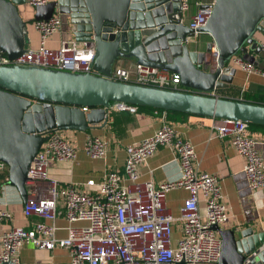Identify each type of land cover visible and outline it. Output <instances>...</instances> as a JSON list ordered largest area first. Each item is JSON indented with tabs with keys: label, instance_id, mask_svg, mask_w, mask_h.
I'll use <instances>...</instances> for the list:
<instances>
[{
	"label": "built area",
	"instance_id": "2783aa9c",
	"mask_svg": "<svg viewBox=\"0 0 264 264\" xmlns=\"http://www.w3.org/2000/svg\"><path fill=\"white\" fill-rule=\"evenodd\" d=\"M31 7L46 4V0H29ZM212 5V4H211ZM211 5L201 6L189 19L193 31L184 44L189 45L199 35L211 15ZM188 0H180V11L187 12ZM182 23V19L180 21ZM38 46H26L14 60L0 53V66L21 65L33 68L91 73L93 44L63 40L57 48H49L48 40L58 32L60 19L53 16L35 21ZM218 52L211 46L205 60L216 65ZM232 63L244 72L257 70L241 57ZM258 71V70H257ZM111 80L179 91V75L165 69L134 64L115 67ZM215 95V92L210 93ZM118 110L134 113L136 108L113 104ZM83 112L88 109L82 108ZM67 131L54 130L46 134L31 161L25 183L26 197L21 213L25 219L36 218L31 228L8 226L0 233V264H19V252L24 245L39 250L61 248L68 252V264H216L221 254V239L213 227L221 229L228 219L227 206L216 176L202 172L196 164L193 146L179 136L171 124L162 125L149 137L125 147L122 172L108 171L99 181L87 180L81 188L72 182L60 184L49 175V168L58 163H74L77 148ZM213 133L227 139L243 158V174L253 196V206H264V159L256 140L250 136L249 125L228 119L216 120ZM168 148L178 161V177L155 184L139 180V167L154 155L157 148ZM82 150L87 158L101 160L106 156L108 141L99 136L86 137ZM8 173L0 163V172ZM184 190L179 213L174 217L165 203L166 194ZM203 206V213L200 206ZM63 218L65 237L56 236L60 230L56 220ZM11 212L0 202V224L13 220ZM179 227L174 237V226ZM263 246L246 255L242 264H254Z\"/></svg>",
	"mask_w": 264,
	"mask_h": 264
},
{
	"label": "water",
	"instance_id": "95a60500",
	"mask_svg": "<svg viewBox=\"0 0 264 264\" xmlns=\"http://www.w3.org/2000/svg\"><path fill=\"white\" fill-rule=\"evenodd\" d=\"M23 5L26 0H0V53L9 60L19 57L28 44L27 22L56 15L64 18L76 42L93 44L94 56L91 73L0 66V163L7 166L8 184L22 200L29 165L46 134L102 128L113 104L264 126L263 104L210 94L232 83L237 71L234 57L249 56L250 50L262 53L255 35L264 36V0H214L206 24L196 30L211 39L202 52L184 44L194 33L180 22V0H52L31 7L29 21L20 14ZM212 45L218 52L215 66L205 60ZM117 60L175 73L183 90L111 80ZM245 62L261 70L256 63ZM213 229L221 239L216 264H242L246 255L264 247V224L260 232ZM254 264H264V248Z\"/></svg>",
	"mask_w": 264,
	"mask_h": 264
},
{
	"label": "crops",
	"instance_id": "0c3cea01",
	"mask_svg": "<svg viewBox=\"0 0 264 264\" xmlns=\"http://www.w3.org/2000/svg\"><path fill=\"white\" fill-rule=\"evenodd\" d=\"M26 0V5L20 6L19 11L24 21H29L31 17V6ZM52 0H46L50 2ZM189 9L182 13V24H188L189 19L201 8L213 4L214 0H188ZM58 16V15H56ZM60 19V28L47 42L49 48H57L63 40L73 39L67 32L65 20ZM31 25L27 26V46H38V34ZM255 40L262 48V54L257 55L253 51H248L249 56L255 60L264 62V36L255 35ZM211 41L206 34H199L197 38L189 43L190 50L202 52L206 45ZM237 57V56H236ZM240 57V56H238ZM232 61V60H231ZM136 64L132 60H117L115 67H131ZM237 69L232 78V83L227 89L215 92V95L235 97L246 93L250 95L264 96V68L259 65L261 70L244 72L232 63ZM108 120L104 127L90 129L85 133L71 131L70 139L77 148L76 160L74 163H58L49 168V175L59 181L60 184L72 182L78 188L87 180L99 181L106 172H122L125 147L139 142L151 136L163 122L167 123L166 114L154 111H128L118 110L114 105L108 109ZM171 119V125L181 138L191 143L196 156V164L202 172L212 174L219 180L223 201L227 206L228 219L221 230L225 229H244L253 228L255 232H260L264 224V206L255 209L245 176L243 174L244 160L231 147L229 140L218 139L214 136L213 125L217 119L204 118L197 116H179ZM169 124V123H168ZM252 136L257 142V149L264 159V130L251 131ZM99 136L108 141L106 156L101 160L87 158L82 150V145L86 137ZM178 161L175 155L165 147L157 148L156 152L145 164L139 167L140 181H153L155 184L173 180L178 177ZM8 173L0 172V183L8 178ZM7 176V177H6ZM187 197L184 190L171 191L166 194L165 203L170 213L176 217L183 200ZM0 202L3 208L11 212L13 221L9 224H0V233L8 226H19L25 229L31 228L36 218L25 219L21 213L23 200L16 189L9 184L0 185ZM203 206L200 212L203 213ZM66 223L63 218L56 220V226L60 228L56 236L65 237L63 228ZM178 226H174V237L178 235ZM19 264H68L69 254L66 250L55 248L52 251L39 250L31 245H24L19 252Z\"/></svg>",
	"mask_w": 264,
	"mask_h": 264
},
{
	"label": "trees",
	"instance_id": "16d2710c",
	"mask_svg": "<svg viewBox=\"0 0 264 264\" xmlns=\"http://www.w3.org/2000/svg\"><path fill=\"white\" fill-rule=\"evenodd\" d=\"M33 23V21H29L27 22V26L31 25ZM183 90V87L181 86V89ZM218 97L221 98H225V99H235V100H240V101H244V102H252V103H258V104H263L264 105V96L262 94L260 95H250V94H246V93H242L239 94L235 97H226V96H221V95H217ZM136 111H154V112H158V113H165L166 114V121L167 123L171 124V119L170 118H175V117H179V116H188L187 114H183V113H176V112H164L163 110H156L153 108H149V107H137ZM249 130L251 131H257V130H264V126H258V125H249ZM95 136V135H93ZM7 174V172L5 173ZM8 176V175H7ZM6 176V177H7ZM3 184H8V178H6L5 181L1 182ZM0 183V185H1Z\"/></svg>",
	"mask_w": 264,
	"mask_h": 264
},
{
	"label": "rangeland",
	"instance_id": "374dc122",
	"mask_svg": "<svg viewBox=\"0 0 264 264\" xmlns=\"http://www.w3.org/2000/svg\"><path fill=\"white\" fill-rule=\"evenodd\" d=\"M262 56H263V53H261ZM244 61H248L252 64L256 63V65H261L262 68H264V62H260L258 60H255L252 56H248V55H239ZM68 133H71V131H67ZM179 229V227H178Z\"/></svg>",
	"mask_w": 264,
	"mask_h": 264
}]
</instances>
